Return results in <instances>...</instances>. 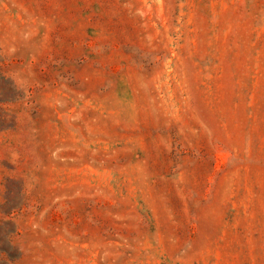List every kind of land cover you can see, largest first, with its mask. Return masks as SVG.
Here are the masks:
<instances>
[{
    "label": "rangeland",
    "instance_id": "rangeland-1",
    "mask_svg": "<svg viewBox=\"0 0 264 264\" xmlns=\"http://www.w3.org/2000/svg\"><path fill=\"white\" fill-rule=\"evenodd\" d=\"M0 264H264V0H0Z\"/></svg>",
    "mask_w": 264,
    "mask_h": 264
}]
</instances>
